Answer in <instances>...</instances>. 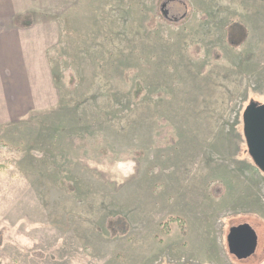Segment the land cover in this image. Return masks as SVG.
<instances>
[{"label":"rangeland","instance_id":"1","mask_svg":"<svg viewBox=\"0 0 264 264\" xmlns=\"http://www.w3.org/2000/svg\"><path fill=\"white\" fill-rule=\"evenodd\" d=\"M55 2L40 107L0 125V264H264V0Z\"/></svg>","mask_w":264,"mask_h":264},{"label":"crops","instance_id":"2","mask_svg":"<svg viewBox=\"0 0 264 264\" xmlns=\"http://www.w3.org/2000/svg\"><path fill=\"white\" fill-rule=\"evenodd\" d=\"M56 8L54 0H0V125L40 107L38 75L51 73L46 35H59Z\"/></svg>","mask_w":264,"mask_h":264},{"label":"water","instance_id":"3","mask_svg":"<svg viewBox=\"0 0 264 264\" xmlns=\"http://www.w3.org/2000/svg\"><path fill=\"white\" fill-rule=\"evenodd\" d=\"M244 135L249 153L264 172V103L251 102L243 113ZM259 236L250 224H238L228 234L229 252L239 260L251 257L258 248Z\"/></svg>","mask_w":264,"mask_h":264},{"label":"trees","instance_id":"4","mask_svg":"<svg viewBox=\"0 0 264 264\" xmlns=\"http://www.w3.org/2000/svg\"><path fill=\"white\" fill-rule=\"evenodd\" d=\"M238 25H239V24H238ZM238 25H236V26H238ZM240 26H241V25H240ZM231 43H233L234 45H238L237 43L234 42V40H232ZM120 220H121V219H119V221H120Z\"/></svg>","mask_w":264,"mask_h":264}]
</instances>
